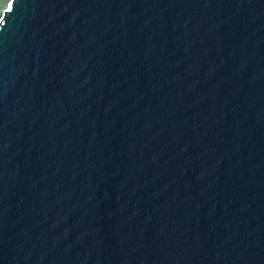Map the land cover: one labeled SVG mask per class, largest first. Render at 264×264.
<instances>
[{
    "label": "water",
    "instance_id": "obj_1",
    "mask_svg": "<svg viewBox=\"0 0 264 264\" xmlns=\"http://www.w3.org/2000/svg\"><path fill=\"white\" fill-rule=\"evenodd\" d=\"M0 0V264H264V0Z\"/></svg>",
    "mask_w": 264,
    "mask_h": 264
},
{
    "label": "snow or ice",
    "instance_id": "obj_2",
    "mask_svg": "<svg viewBox=\"0 0 264 264\" xmlns=\"http://www.w3.org/2000/svg\"><path fill=\"white\" fill-rule=\"evenodd\" d=\"M13 8V0H11L10 4L7 2V6L5 8V11H11Z\"/></svg>",
    "mask_w": 264,
    "mask_h": 264
}]
</instances>
